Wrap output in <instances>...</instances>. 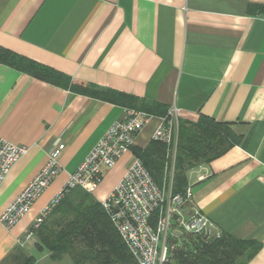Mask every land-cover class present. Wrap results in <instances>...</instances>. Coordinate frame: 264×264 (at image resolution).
Here are the masks:
<instances>
[{
  "label": "crops",
  "instance_id": "obj_1",
  "mask_svg": "<svg viewBox=\"0 0 264 264\" xmlns=\"http://www.w3.org/2000/svg\"><path fill=\"white\" fill-rule=\"evenodd\" d=\"M0 47L137 106L176 107L183 123L234 124L241 143L187 172L189 211L209 218L212 239L224 232L260 243L247 264H264V0H0ZM126 109L0 64V138L29 146L0 188V215L65 145L60 173L29 212L9 230L0 224V264L19 250L33 264H74L25 237ZM152 116L134 149L151 142L162 115ZM133 158L131 150L103 171L98 203Z\"/></svg>",
  "mask_w": 264,
  "mask_h": 264
},
{
  "label": "trees",
  "instance_id": "obj_2",
  "mask_svg": "<svg viewBox=\"0 0 264 264\" xmlns=\"http://www.w3.org/2000/svg\"><path fill=\"white\" fill-rule=\"evenodd\" d=\"M0 64L75 94L109 101L149 115L163 117L166 114L161 107L137 106L110 90L73 84L63 74L2 47ZM233 125L208 118H201L196 123L179 121L172 195L184 194L189 170L211 162L241 143L243 137L233 132ZM131 150L159 187L167 184L166 169L170 159L163 142L152 139L144 150L133 147ZM30 231L37 239V247L47 251L54 261L69 257L74 264H137L102 204L80 187L68 190L51 208L40 227ZM168 242L170 248L163 264H247L261 248L258 242L239 240L224 232L213 239L185 234L170 238ZM33 263L32 257L19 250L7 264Z\"/></svg>",
  "mask_w": 264,
  "mask_h": 264
},
{
  "label": "built area",
  "instance_id": "obj_3",
  "mask_svg": "<svg viewBox=\"0 0 264 264\" xmlns=\"http://www.w3.org/2000/svg\"><path fill=\"white\" fill-rule=\"evenodd\" d=\"M180 116V110L176 107L168 109L160 117L152 135V139L163 142L167 147L170 159L166 169L167 184L159 187L135 157L101 203L137 264H163L168 256L170 238L185 234L212 238L209 218L202 213L189 211L192 188L188 186L184 194H171ZM152 117L143 111L126 109L124 119L109 126L76 171L69 176L63 188L41 211L32 230L40 227L51 208L68 190L80 187L86 193L94 194L103 171L112 169L131 151L137 134ZM64 148L65 145L61 143L51 150L46 165L0 215V224L4 229H11L27 214L35 200L58 176L61 171L59 157ZM28 150L29 146L14 145L0 138V188L15 163ZM32 235L33 231H29L25 240Z\"/></svg>",
  "mask_w": 264,
  "mask_h": 264
},
{
  "label": "rangeland",
  "instance_id": "obj_4",
  "mask_svg": "<svg viewBox=\"0 0 264 264\" xmlns=\"http://www.w3.org/2000/svg\"><path fill=\"white\" fill-rule=\"evenodd\" d=\"M111 191H112V190H111ZM111 191H110V192H111ZM109 194H110V193H109ZM109 194H108V195H109ZM108 195H107V196H108ZM107 196H106V197H107ZM105 199H106V198H105Z\"/></svg>",
  "mask_w": 264,
  "mask_h": 264
}]
</instances>
